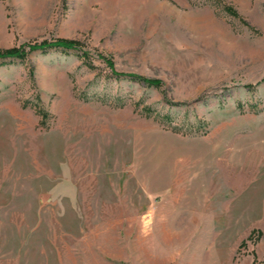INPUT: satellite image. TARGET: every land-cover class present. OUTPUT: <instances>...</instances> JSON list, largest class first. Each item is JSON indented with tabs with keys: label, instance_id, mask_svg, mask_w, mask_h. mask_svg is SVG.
<instances>
[{
	"label": "rangeland",
	"instance_id": "obj_1",
	"mask_svg": "<svg viewBox=\"0 0 264 264\" xmlns=\"http://www.w3.org/2000/svg\"><path fill=\"white\" fill-rule=\"evenodd\" d=\"M60 38L0 59V264H264V0H0Z\"/></svg>",
	"mask_w": 264,
	"mask_h": 264
},
{
	"label": "trees",
	"instance_id": "obj_2",
	"mask_svg": "<svg viewBox=\"0 0 264 264\" xmlns=\"http://www.w3.org/2000/svg\"><path fill=\"white\" fill-rule=\"evenodd\" d=\"M54 48L58 49H65V50H75L79 48V44L75 40L60 38L53 41L50 40H42L40 42L33 41V42H26L19 46H15L8 49H0V59L5 58H24L28 55L29 52L35 50H42L48 51ZM107 64L111 67L112 72L120 77H128L134 80L144 81L149 85L160 87L163 82L161 79L157 78H147L136 74H125L118 72L115 66V63L112 59H106Z\"/></svg>",
	"mask_w": 264,
	"mask_h": 264
}]
</instances>
